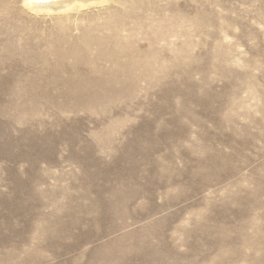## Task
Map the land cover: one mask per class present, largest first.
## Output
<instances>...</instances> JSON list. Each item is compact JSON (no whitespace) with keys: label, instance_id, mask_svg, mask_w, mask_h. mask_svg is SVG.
Wrapping results in <instances>:
<instances>
[{"label":"rangeland","instance_id":"rangeland-1","mask_svg":"<svg viewBox=\"0 0 264 264\" xmlns=\"http://www.w3.org/2000/svg\"><path fill=\"white\" fill-rule=\"evenodd\" d=\"M43 13L0 0V264H264V0Z\"/></svg>","mask_w":264,"mask_h":264},{"label":"bare ground","instance_id":"bare-ground-1","mask_svg":"<svg viewBox=\"0 0 264 264\" xmlns=\"http://www.w3.org/2000/svg\"><path fill=\"white\" fill-rule=\"evenodd\" d=\"M111 1L120 2L122 0H23V5L28 10L35 11V13H36V11H42V12H44L43 14L46 13V15L47 14L52 15V16L55 14L60 15V18H59L60 20L58 19L59 22L57 23L58 25H60L64 22V20L66 18H69L70 14L73 11L78 12V10L85 8L87 6H90V5H93L96 3L97 4L98 3L103 4V3H108ZM44 4H46V5H44ZM61 15H62V17H61ZM106 24H107V26H106L107 28H109L110 30H113L115 32L112 35H109V39L113 38V40L110 43V45H112L111 47H114V50L118 46L120 48L128 47V45L123 43V41L120 39L121 37L119 36V33H120L119 31H121V28H122V26H120V20H118L117 17L115 18L114 16L111 15ZM168 31L170 33L169 35H171V36L175 33V30L170 28V27L168 28ZM154 34H156V39H157L158 38L157 30L154 32ZM133 35L135 36V33H132V35L130 37H132ZM114 38L116 40H114ZM96 45L99 48L107 49L106 45H104L102 40H99L98 44L96 42ZM109 50H112V48H110ZM75 51L78 53V55H81V53H86V54L88 53V50H86V49L75 48ZM128 56H132V54L128 55ZM131 60H133V62H135L136 65L138 64V66L140 65V62H141L140 60H136V57H130V62L125 64V66L129 69L128 72L133 74V75L129 74L130 77L134 76L135 74H137L139 72L138 68H134V65H132L133 63Z\"/></svg>","mask_w":264,"mask_h":264}]
</instances>
